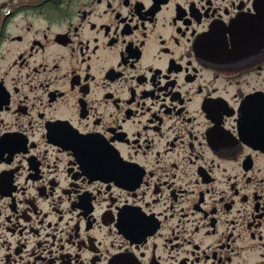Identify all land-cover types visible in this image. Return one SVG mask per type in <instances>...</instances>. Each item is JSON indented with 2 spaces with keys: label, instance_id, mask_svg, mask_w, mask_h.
Wrapping results in <instances>:
<instances>
[{
  "label": "flooded vegetation",
  "instance_id": "flooded-vegetation-1",
  "mask_svg": "<svg viewBox=\"0 0 264 264\" xmlns=\"http://www.w3.org/2000/svg\"><path fill=\"white\" fill-rule=\"evenodd\" d=\"M0 264H264V0H0Z\"/></svg>",
  "mask_w": 264,
  "mask_h": 264
}]
</instances>
